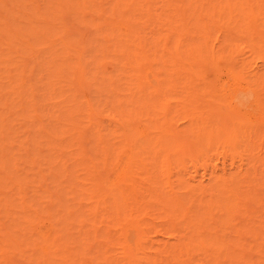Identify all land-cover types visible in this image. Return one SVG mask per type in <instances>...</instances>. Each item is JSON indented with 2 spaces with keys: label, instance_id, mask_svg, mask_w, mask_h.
<instances>
[{
  "label": "bare ground",
  "instance_id": "bare-ground-1",
  "mask_svg": "<svg viewBox=\"0 0 264 264\" xmlns=\"http://www.w3.org/2000/svg\"><path fill=\"white\" fill-rule=\"evenodd\" d=\"M10 1L0 264H264V0ZM72 11L98 16L91 42Z\"/></svg>",
  "mask_w": 264,
  "mask_h": 264
},
{
  "label": "rangeland",
  "instance_id": "rangeland-1",
  "mask_svg": "<svg viewBox=\"0 0 264 264\" xmlns=\"http://www.w3.org/2000/svg\"><path fill=\"white\" fill-rule=\"evenodd\" d=\"M3 2H4V6H9V4L11 3L10 0H3ZM36 4H37V6H39V8L42 7L41 2H38ZM99 6H100V10H101V15L106 16V10H107L108 5H106L103 2L102 4H99ZM94 18H97V19H94ZM92 20H95L96 22L94 24H90V22ZM61 23L64 26V31L67 34H69L71 36H75L79 40V42H80V40H86L89 43L93 40V37L98 34L96 32L95 28L100 23V20H98V16H95V15L86 14L84 16L83 14H76V13H73V11H72V14H67V13L63 14V16L61 17ZM80 49H83V45L80 46ZM110 68H112V67H109V69ZM38 73H39V71L34 68L31 71L25 72V76L33 78L34 76L38 75ZM220 77H221L220 80L223 83H225L226 80L229 79V80H227V82L228 81L229 82L224 85V91L225 92L231 91L230 88H232L231 87L232 79L230 77L228 78L227 75H225V76L221 75ZM240 87L241 86L239 85V88ZM226 90H228V91H226ZM82 95L87 97L88 93L83 92ZM101 103L105 104L104 101H101ZM249 108H250L249 109L250 111L248 110V107L246 108V106H244V110L246 111V114H247L246 117L247 116L249 117L251 115V113H250L251 107H249ZM40 120H41L40 117L36 114L35 115L36 124L33 127H28L25 123L23 124L22 122H20L19 124L16 123V126H15V128H13L12 131L14 133L18 134L19 136H23L17 140V144H19V142H21L23 140V138L27 136L28 133H40V130L37 126V125H39ZM100 120H101V122H104V124H111L112 123V121L107 119L106 117H101ZM178 124H179V122H178ZM179 125H181V123ZM139 131L141 132L142 130L139 129ZM87 139H88V137L86 134L84 137L85 142L86 141L88 142ZM86 149H87V146H86ZM37 152L39 154L43 155L44 149L42 147H38ZM57 156L60 157L61 154H57ZM25 166H27V165H23L22 167H25ZM43 168H45V166ZM50 181H51V179L46 180L45 185H44L45 187L44 188L39 187L36 189V191H38L39 193H45L47 196H50L53 198V194L55 193V188L49 187ZM0 191H1V189H0ZM0 194H1V192H0ZM70 197H71V195H70ZM71 213L72 212H69L66 215V217H69V216L71 217L72 216V215H70ZM54 221H55V219H53V218L40 219V220L35 221V225L40 227L41 229H43V228H45V226H49V225L51 226V224L54 225ZM153 221L156 224L161 223V219L158 216H155L153 218ZM185 234L187 237L191 236L190 232H186ZM149 237L152 238V241H153V243L151 245L162 244L163 242L168 241V238H169L168 235H166L165 233H161V235H157V236L149 235ZM171 242L172 241H170L168 244H171ZM13 256L14 257H12V261L14 262V264H22V262H19V258L17 256H15V255H13ZM194 257H196V255L193 256V260H196V258H194ZM23 264H28V262H24ZM201 264H206V262L202 261Z\"/></svg>",
  "mask_w": 264,
  "mask_h": 264
}]
</instances>
